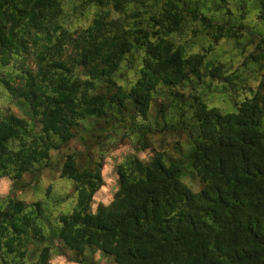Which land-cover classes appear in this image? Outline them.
<instances>
[{
    "label": "trees",
    "instance_id": "trees-1",
    "mask_svg": "<svg viewBox=\"0 0 264 264\" xmlns=\"http://www.w3.org/2000/svg\"><path fill=\"white\" fill-rule=\"evenodd\" d=\"M248 1L264 21V0ZM248 1L0 0V179L13 182L0 264H96V250L111 264H264V36L244 23ZM66 5L93 17L73 25ZM224 43L238 67L216 55ZM245 70L259 76L241 98ZM213 85L230 109L208 103ZM126 142L118 188L93 210L105 156ZM47 169L71 181L70 210L15 194Z\"/></svg>",
    "mask_w": 264,
    "mask_h": 264
},
{
    "label": "rangeland",
    "instance_id": "rangeland-1",
    "mask_svg": "<svg viewBox=\"0 0 264 264\" xmlns=\"http://www.w3.org/2000/svg\"><path fill=\"white\" fill-rule=\"evenodd\" d=\"M248 1V0H247ZM69 3H71V0H68ZM232 3V1H231ZM236 5L238 3L234 2L232 13L233 15L237 14ZM248 8L246 9V18L244 20V23L249 26L252 30L256 31L260 35L264 36V21L260 20L256 12L253 9V5L250 1H248ZM71 6L66 5L65 6V14H69L68 17H66V20L68 22H71L73 25H86L87 22L93 17L95 8H91L87 12H85L82 15H76L73 14L71 11ZM238 15V14H237ZM229 15L225 16L228 17ZM179 38V37H178ZM193 32L190 30L187 35L180 39L181 41L185 42H191L193 40ZM196 42V43H195ZM193 48L192 51H196L199 43V39L196 38L193 41ZM234 52H236L229 44L224 43L223 47H217L216 49V55L222 53L223 56H221L225 61L227 62H233L234 66H239L240 58L234 56ZM249 69H254L252 66L249 67ZM243 77H245L247 80L238 82V85L241 87V95L243 96H250V91L246 90L250 86H255L258 82V76L259 75H252L250 71L245 70L243 72ZM231 93L232 91L228 89ZM207 93V101L209 104L216 105L220 108H229L230 105L227 102L228 97L219 92L215 85L211 86L209 90H206ZM177 136H174L173 139H176ZM184 136L180 137L179 140H183ZM74 147H78V144H74ZM80 148V147H79ZM131 152H135L132 146L129 143H122L116 148L112 149L104 159V164L102 167V176L104 184L100 189L94 194L93 196V202H92V209L94 210L99 203L107 204L111 201L115 191L118 188V175H117V165L120 162H123L125 157L130 154ZM138 155L142 158H148L150 155V152L145 150L142 152H138ZM29 180V179H28ZM26 180V181H28ZM19 186V185H18ZM38 188L36 190L32 189V187H28L27 189L24 188L22 184H20V189L18 188L17 191H15V194L19 197H22L28 201H31L33 199L37 198H48L47 202L51 206H56L53 210L54 213H58L60 211H66L70 210L73 206V197L71 194V181L61 179L58 177V170L57 169H47L44 176H42L41 180L37 184ZM194 190L196 188L198 189L199 186L196 184V182L193 184ZM13 190V182L7 178L3 177L0 179V196L5 197ZM48 192L49 196L46 194ZM63 197V200H58ZM92 257L96 264H111L110 259L102 255L99 250H96ZM30 260V259H29ZM33 261V260H31ZM50 264H79L76 262L69 253L63 254V255H54L50 259Z\"/></svg>",
    "mask_w": 264,
    "mask_h": 264
}]
</instances>
